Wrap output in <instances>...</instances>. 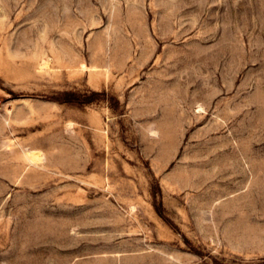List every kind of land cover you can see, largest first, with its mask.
Instances as JSON below:
<instances>
[{"label": "rangeland", "instance_id": "374dc122", "mask_svg": "<svg viewBox=\"0 0 264 264\" xmlns=\"http://www.w3.org/2000/svg\"><path fill=\"white\" fill-rule=\"evenodd\" d=\"M0 264H264V0H0Z\"/></svg>", "mask_w": 264, "mask_h": 264}, {"label": "built area", "instance_id": "2783aa9c", "mask_svg": "<svg viewBox=\"0 0 264 264\" xmlns=\"http://www.w3.org/2000/svg\"><path fill=\"white\" fill-rule=\"evenodd\" d=\"M0 110H2V106L0 105Z\"/></svg>", "mask_w": 264, "mask_h": 264}]
</instances>
